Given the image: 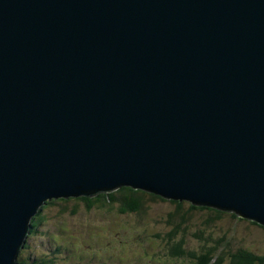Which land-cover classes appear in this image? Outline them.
<instances>
[{
	"label": "water",
	"instance_id": "95a60500",
	"mask_svg": "<svg viewBox=\"0 0 264 264\" xmlns=\"http://www.w3.org/2000/svg\"><path fill=\"white\" fill-rule=\"evenodd\" d=\"M123 186L264 227V0H0V264Z\"/></svg>",
	"mask_w": 264,
	"mask_h": 264
},
{
	"label": "rangeland",
	"instance_id": "374dc122",
	"mask_svg": "<svg viewBox=\"0 0 264 264\" xmlns=\"http://www.w3.org/2000/svg\"><path fill=\"white\" fill-rule=\"evenodd\" d=\"M62 204H46L43 207L38 215L42 218L40 233L27 240L31 258L38 257L39 264H141L137 262L141 257L144 258L142 263L146 264L151 259L155 261L149 264H194L192 259L174 260L166 254L164 244L159 247L155 245V240L152 241L153 235H163L167 228L164 214L169 212V204L151 207L147 217L120 215L106 209L86 213L82 204H77L80 209L78 207L76 214L71 216L70 213L59 212ZM67 204L74 207L76 202L69 201ZM228 228L233 230L227 236L228 243L238 246L242 242L241 246H246L250 251L264 254V229L260 227L224 217L216 230L210 228L212 230L208 232L216 235V231L221 235ZM195 232L194 227L184 240L187 250L198 253L200 245L193 238ZM208 232H204V235L207 236ZM48 253H57L58 256L48 263ZM125 259L127 262H124Z\"/></svg>",
	"mask_w": 264,
	"mask_h": 264
},
{
	"label": "trees",
	"instance_id": "16d2710c",
	"mask_svg": "<svg viewBox=\"0 0 264 264\" xmlns=\"http://www.w3.org/2000/svg\"><path fill=\"white\" fill-rule=\"evenodd\" d=\"M69 201L76 202V205L68 207L67 203ZM61 202L67 205L62 204L59 207V212L70 213L71 216L76 214L78 207L80 209L79 204L83 205L81 207H84L86 213L97 209L103 211L106 209L108 212L115 211L120 215L133 214L139 217L149 216V213H151L150 208L153 206L169 204V212L164 214L166 215L164 220L167 228L163 235H153L152 241L155 240L159 247L164 244L166 254L174 260L187 258L194 260L196 264H264V254L258 255L250 251L246 246H241L240 243L242 242H239L238 246L228 243L227 236H230L229 233L233 232L231 228H228L221 235H218L216 231V235L209 233L212 229L216 230V226L224 217L264 229L256 222L242 219L234 212L221 211L185 200H169L153 193L124 186L109 192H93L88 196L52 199L45 202L32 221L29 222V235L14 260L15 264H39L38 257L31 258L30 246L27 244V240L40 233L39 225L42 218L40 219L38 215L42 212L43 207L46 204L55 206ZM194 227L196 232L193 234V238L200 245L198 253L187 250V244L184 240L188 232ZM206 231H209L207 236L204 235ZM51 255L54 256V253ZM81 255L85 256V254Z\"/></svg>",
	"mask_w": 264,
	"mask_h": 264
},
{
	"label": "bare ground",
	"instance_id": "6f19581e",
	"mask_svg": "<svg viewBox=\"0 0 264 264\" xmlns=\"http://www.w3.org/2000/svg\"><path fill=\"white\" fill-rule=\"evenodd\" d=\"M46 202H47V201H46ZM25 241H26V240H25ZM25 241H24V242H25ZM24 242H23V244H24ZM23 244H22V246H23ZM22 246L20 247L19 250L22 249ZM19 250L16 252V256H14V258H13V264H15L14 260L17 258V254H18Z\"/></svg>",
	"mask_w": 264,
	"mask_h": 264
}]
</instances>
